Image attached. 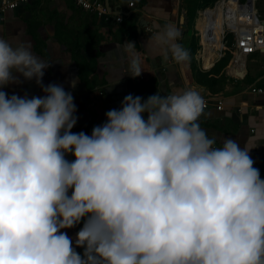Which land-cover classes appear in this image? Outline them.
<instances>
[{
	"label": "clouds",
	"instance_id": "9594fccd",
	"mask_svg": "<svg viewBox=\"0 0 264 264\" xmlns=\"http://www.w3.org/2000/svg\"><path fill=\"white\" fill-rule=\"evenodd\" d=\"M154 28L147 46H160L165 60L190 58L177 21ZM121 47L127 74L140 76L135 43ZM50 65L30 44L0 38V264H264V179L253 147L230 137L214 146L198 123V91L128 94L91 135L74 133L72 93L43 84ZM20 76L45 95L9 97L3 87ZM82 219L83 255L61 231Z\"/></svg>",
	"mask_w": 264,
	"mask_h": 264
},
{
	"label": "crops",
	"instance_id": "0c3cea01",
	"mask_svg": "<svg viewBox=\"0 0 264 264\" xmlns=\"http://www.w3.org/2000/svg\"><path fill=\"white\" fill-rule=\"evenodd\" d=\"M107 1L113 11L107 19L85 11L71 0H31L8 10L0 18V38L13 46L30 44L34 54L51 62L44 70L43 84L62 85L65 91L72 93L78 117L72 132L83 131L91 135L94 126L107 120L105 113L120 109L128 94L146 100L157 91L165 95L191 88L198 91L203 100L209 101L208 107H203L198 123L210 138L216 139L214 146H220L223 137L236 140L241 148L247 143L253 147L249 154L255 161L254 167L260 170V164L264 162V94H253L249 88L264 80V50L240 56L234 52L232 37V53L227 55L225 52L222 58H228V61L224 64L218 62L221 58L208 69L196 58L203 72L220 64L219 77H223L224 86L213 93L203 83L204 77L194 76L188 60L177 63L171 53L165 60L160 46L154 43L147 46L149 37L156 31L154 25L163 27L170 20L177 21L182 33L177 42L183 46L182 22L187 18L184 0ZM253 5L264 20V6L259 11L257 5ZM120 14L124 19L117 22L115 16ZM212 31L211 39H217L218 45L208 42L216 50L221 48L222 33L218 37V33ZM129 41L135 43V52L139 54L143 69L135 78L127 74L131 56L121 47ZM20 80L21 83H10L2 90L9 97L13 94L20 97L27 94L29 98L45 95L35 78L26 80L20 76ZM216 99L224 101L223 109L217 108ZM144 118L147 119L146 113ZM66 158L72 161L75 156L68 154ZM83 223L82 219L72 228L61 229L81 255L84 249L76 245V233Z\"/></svg>",
	"mask_w": 264,
	"mask_h": 264
},
{
	"label": "built area",
	"instance_id": "2783aa9c",
	"mask_svg": "<svg viewBox=\"0 0 264 264\" xmlns=\"http://www.w3.org/2000/svg\"><path fill=\"white\" fill-rule=\"evenodd\" d=\"M31 0H0V18L8 10L16 9L24 4L29 3ZM77 6L85 11L96 14L102 18H108L113 15L107 0H71ZM217 0L213 5H209L215 9L217 6L221 8L224 15V41L227 45L228 37H234V52L242 56H248L254 54L257 51L264 50V20L261 18L257 9L253 8L250 0ZM134 3H131L133 6ZM123 15H116L115 20L117 22L123 21ZM213 15H209V21H212ZM199 33V30H198ZM225 49L223 50V56L225 55ZM222 56V57H223ZM221 57V58H222ZM220 58V59H221ZM250 92L257 95L264 94V80L261 82L252 84L250 86ZM103 94V92H100ZM217 108L223 109L224 101L222 99H216ZM209 101L204 100V108L208 107ZM261 179H264V162L261 164Z\"/></svg>",
	"mask_w": 264,
	"mask_h": 264
},
{
	"label": "rangeland",
	"instance_id": "374dc122",
	"mask_svg": "<svg viewBox=\"0 0 264 264\" xmlns=\"http://www.w3.org/2000/svg\"><path fill=\"white\" fill-rule=\"evenodd\" d=\"M203 1L204 0H184V8L186 11L187 18L185 19V21L182 22L184 35H185L183 39V48L186 49L190 54V58L188 59V61L191 64L194 76L196 78H198L199 75L200 78L204 77L203 83H205L208 86V89H210L211 92L215 93L216 89L224 86L223 77H219L221 73L220 64L214 65V67L209 71L203 72L199 67L200 65L198 61L196 62V58H197V60L201 61L204 68L209 69L218 58V54H217L218 50L212 49L210 47V44L212 42H215V46L217 47L218 40L216 39L215 41H213V37L211 39L212 36L211 34H209V39H207L205 17L207 10L209 8L208 6L205 5L206 3H202ZM253 3L257 5L259 11H261L262 7L264 6V0H254ZM210 30L211 31L213 30L212 32L216 31L218 33L217 34L218 37L222 33V29L217 28L214 22L212 23V27L210 28ZM228 38L231 39L227 42L225 49L227 55H229V53H232L230 52V50L232 49L231 47L232 36H229ZM208 41L209 42L212 41L209 44V47L211 48L212 51L211 53L208 52L206 46ZM80 229L81 228H79V230Z\"/></svg>",
	"mask_w": 264,
	"mask_h": 264
},
{
	"label": "bare ground",
	"instance_id": "6f19581e",
	"mask_svg": "<svg viewBox=\"0 0 264 264\" xmlns=\"http://www.w3.org/2000/svg\"><path fill=\"white\" fill-rule=\"evenodd\" d=\"M232 1L233 0H231L230 3H232ZM250 2H251V5L253 6V8H255V6L253 5V0H250ZM208 8L209 9L207 10L206 17H205L206 18L205 27H206L207 37L210 34V28L212 27V23L213 22L216 24L217 28L222 29V40H221L222 43H221V48L217 49L218 50L217 51L218 58L216 59V61H217L223 56V50H224V48L226 46L225 41H224V35H223L225 18H224V15H223L222 10H221L220 7L217 6L215 9H213L211 7H208ZM211 14L213 15V19H212V21H209V15H211ZM242 56L246 57L245 55H242Z\"/></svg>",
	"mask_w": 264,
	"mask_h": 264
},
{
	"label": "trees",
	"instance_id": "16d2710c",
	"mask_svg": "<svg viewBox=\"0 0 264 264\" xmlns=\"http://www.w3.org/2000/svg\"><path fill=\"white\" fill-rule=\"evenodd\" d=\"M217 0H204L202 3H206L205 5L206 6H209V5H213ZM209 3V4H207ZM200 8V7H199ZM198 8V9H199ZM231 39V38H230ZM207 49H208V52L211 53V48L209 47V42H207ZM228 61V58H222L221 60H219L218 62H222L224 64V62H227Z\"/></svg>",
	"mask_w": 264,
	"mask_h": 264
}]
</instances>
